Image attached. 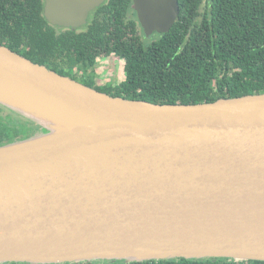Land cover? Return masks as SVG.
<instances>
[{
  "label": "water",
  "instance_id": "95a60500",
  "mask_svg": "<svg viewBox=\"0 0 264 264\" xmlns=\"http://www.w3.org/2000/svg\"><path fill=\"white\" fill-rule=\"evenodd\" d=\"M105 0H45L78 28ZM147 37L179 0H133ZM0 104L39 125L0 145V264L264 261V93L112 96L0 43Z\"/></svg>",
  "mask_w": 264,
  "mask_h": 264
},
{
  "label": "trees",
  "instance_id": "16d2710c",
  "mask_svg": "<svg viewBox=\"0 0 264 264\" xmlns=\"http://www.w3.org/2000/svg\"><path fill=\"white\" fill-rule=\"evenodd\" d=\"M132 3L105 0L86 25L65 28L45 18V0H0V43L37 64L132 100L196 104L264 93V0H179L180 13L171 30L150 37ZM102 57L123 61L124 78L98 83L92 75ZM38 129H20V137L0 140V145ZM158 264L264 261L177 258Z\"/></svg>",
  "mask_w": 264,
  "mask_h": 264
},
{
  "label": "flooded vegetation",
  "instance_id": "af4514ba",
  "mask_svg": "<svg viewBox=\"0 0 264 264\" xmlns=\"http://www.w3.org/2000/svg\"><path fill=\"white\" fill-rule=\"evenodd\" d=\"M89 16H90V14H89ZM88 19H89V17H88ZM15 114H14V111L12 112L0 104V137L6 133H9L8 135L4 136L0 140H7L9 138L20 137L19 136L20 134H18V131L20 129H25L27 131H30V130H35L36 128H38V126L36 124H34L32 121H30L28 119L22 120L21 118H19ZM21 135H23V134H21Z\"/></svg>",
  "mask_w": 264,
  "mask_h": 264
},
{
  "label": "rangeland",
  "instance_id": "374dc122",
  "mask_svg": "<svg viewBox=\"0 0 264 264\" xmlns=\"http://www.w3.org/2000/svg\"><path fill=\"white\" fill-rule=\"evenodd\" d=\"M123 69H124L123 61L119 62L117 58H113V57H103L98 63L96 67V71L92 76L95 77L97 81H99L98 83H101L102 85H106L107 82H111V81L115 82L118 81L119 79L121 80L122 78H124L125 74L123 72ZM6 108L12 111L8 107ZM15 113L16 112H14V114ZM15 115L21 118L22 120L27 119L25 116L20 115L19 113H16Z\"/></svg>",
  "mask_w": 264,
  "mask_h": 264
},
{
  "label": "built area",
  "instance_id": "2783aa9c",
  "mask_svg": "<svg viewBox=\"0 0 264 264\" xmlns=\"http://www.w3.org/2000/svg\"><path fill=\"white\" fill-rule=\"evenodd\" d=\"M160 260L137 261L135 264H158ZM240 262V261H239ZM108 264V263H107Z\"/></svg>",
  "mask_w": 264,
  "mask_h": 264
}]
</instances>
